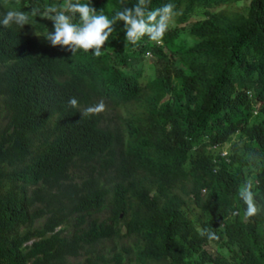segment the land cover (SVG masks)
Listing matches in <instances>:
<instances>
[{
  "label": "trees",
  "instance_id": "obj_1",
  "mask_svg": "<svg viewBox=\"0 0 264 264\" xmlns=\"http://www.w3.org/2000/svg\"><path fill=\"white\" fill-rule=\"evenodd\" d=\"M232 1L151 0L179 13L162 42L128 44L117 21L98 57L51 47L39 15L0 26V264H264V0ZM79 2L112 19L138 0ZM64 3L0 0V17ZM72 97L123 112L81 118Z\"/></svg>",
  "mask_w": 264,
  "mask_h": 264
},
{
  "label": "clouds",
  "instance_id": "obj_2",
  "mask_svg": "<svg viewBox=\"0 0 264 264\" xmlns=\"http://www.w3.org/2000/svg\"><path fill=\"white\" fill-rule=\"evenodd\" d=\"M150 2L151 0H138L131 8L126 7L109 19L102 10L98 12L91 3L65 0L61 6L62 10L57 6H48L43 12L37 8H32L30 13L9 10L0 17V26L8 28L15 25L22 29L25 25H29L30 15L33 17L39 15L52 22V31L46 37L51 47H59L72 55L77 51H83L91 52L98 57L102 55L101 49L115 30L114 25L117 21L123 24L124 36L128 44L136 45L144 36L155 43L162 42L164 34L179 13L174 11L175 5L171 3L148 11ZM74 20L78 22H73ZM146 53L150 52L147 50ZM67 103L70 108L78 110L81 118L98 115L106 108L103 100L83 110L79 109V102L75 97L70 98ZM225 151L220 150V154H224ZM252 187L253 181L248 179L238 189V196L246 205L247 217L255 216L258 212ZM198 232L201 236L206 235L210 240L218 239L216 234L208 229H198Z\"/></svg>",
  "mask_w": 264,
  "mask_h": 264
},
{
  "label": "rangeland",
  "instance_id": "obj_3",
  "mask_svg": "<svg viewBox=\"0 0 264 264\" xmlns=\"http://www.w3.org/2000/svg\"><path fill=\"white\" fill-rule=\"evenodd\" d=\"M248 0H237V1H232V2H228L225 4H222L221 6H224L226 8L229 9H241L243 8L246 4H247ZM203 9L201 8H196L195 9V14H193L191 16L192 17H197L200 16L202 14ZM174 25V21L170 24L169 27H172ZM176 41L178 42H182L185 44H189L192 42V39L190 38V36L184 31V28L181 27L179 30V34L176 36ZM165 50L168 52V54L170 55L171 58L175 59L177 57L176 54L169 52L166 48ZM143 66H144V74L148 75V76H152L153 73H155V68L152 62V54L151 53H146L143 57ZM157 72H159V70L157 69ZM99 101H97L96 103H98ZM96 103L91 104L92 106L95 105ZM105 103V102H104ZM106 108L105 110L102 112V115L104 117V122L109 123L110 125L112 124H116L119 120L117 114H121L123 112L122 108L120 106H112L109 103H105ZM237 135L234 134L232 136L231 141H226L222 143V147H220L219 149H221V152H224L225 149L229 148L230 146L233 147L236 144H238V141L236 139ZM204 247L212 254L215 253V249L214 246L211 244H204ZM68 260L73 262L74 264H87L86 260L84 258V253H80L78 255L75 256H69ZM95 264H110L109 262H102V261H98Z\"/></svg>",
  "mask_w": 264,
  "mask_h": 264
}]
</instances>
